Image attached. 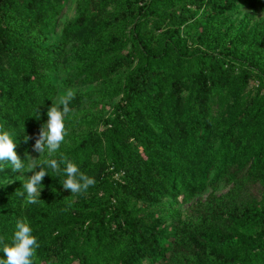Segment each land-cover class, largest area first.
Returning a JSON list of instances; mask_svg holds the SVG:
<instances>
[{
	"label": "trees",
	"instance_id": "obj_1",
	"mask_svg": "<svg viewBox=\"0 0 264 264\" xmlns=\"http://www.w3.org/2000/svg\"><path fill=\"white\" fill-rule=\"evenodd\" d=\"M260 11L264 0H0V126L19 132L21 159L58 71L97 85L70 98L82 117L66 116L54 157L95 185L70 195L49 169L28 204L6 168L0 237L29 221L34 264H264ZM181 204L189 211L174 218Z\"/></svg>",
	"mask_w": 264,
	"mask_h": 264
},
{
	"label": "clouds",
	"instance_id": "obj_2",
	"mask_svg": "<svg viewBox=\"0 0 264 264\" xmlns=\"http://www.w3.org/2000/svg\"><path fill=\"white\" fill-rule=\"evenodd\" d=\"M71 97L72 93H68L67 99H61L56 104L52 102L47 108V119L40 124L38 136L32 145V150L39 154L38 157H33L26 151L25 158L21 159L15 150L19 132L0 126V173L6 168H10L13 173L17 171L31 173L16 177L22 181L21 195L26 197L28 204H35L40 200L42 180L45 175L52 176L49 169L58 175L62 174L63 179L60 184L64 189L70 190V195L85 193L96 183L93 176L85 174L73 161L63 157L60 160L54 158L67 135L65 119L71 111L69 107ZM31 115L40 119L37 110ZM28 140L29 137L25 136L24 141L27 143ZM45 153L47 158L39 159ZM61 164L64 165L63 168ZM10 179L7 176H0V188L9 183ZM33 233L34 229L29 221L17 219L11 239L0 237V252L4 253L0 256V264H34L40 243Z\"/></svg>",
	"mask_w": 264,
	"mask_h": 264
},
{
	"label": "rangeland",
	"instance_id": "obj_3",
	"mask_svg": "<svg viewBox=\"0 0 264 264\" xmlns=\"http://www.w3.org/2000/svg\"><path fill=\"white\" fill-rule=\"evenodd\" d=\"M243 13L244 12H242L238 16L234 15L233 18H241ZM73 14H74V9H71L69 11V17L73 16ZM263 16H264V11L257 12L254 14V20H258L259 18H261ZM57 39H58V37H53L52 41H56ZM66 52L69 53L70 56L73 55V51L70 49H67ZM73 76H74V74L72 72L63 71V70L58 71V74L55 75V81H56V84L58 86V94H57V97L54 101V104H56L61 99H67L68 93H72V96H74V95L79 94V93L93 92L94 89L97 88V85H95V84L82 86V85H79L78 83L77 84L63 83L64 80H65V82H67V80L71 79ZM94 99H95V97L92 98L91 100H94ZM88 107H89V104L86 103L83 108H88ZM81 108L82 107H80L79 109L71 110L67 116L68 117H71V116L82 117V112L80 111ZM91 109L93 110L94 113H100V110L96 107H94V108L91 107ZM34 142H35V140H34ZM34 142H33V144H34ZM29 154L32 155L33 157H38V155H39L38 153H36L32 150V147H31V151ZM22 175L27 176V173L19 171V176H22ZM227 190H228V187H224V186L220 185L218 187V189H216L215 191H213L212 189H209L206 193L201 195V199H202V201H204L205 198L207 197V195L212 193V192L215 193L216 195H220V194L225 193ZM42 193H43V190L41 189L39 197L42 195ZM138 204L140 206L142 205L141 203H138ZM188 207H189V204H181V205L177 206L180 214L178 216L174 215V218L184 219L185 216L187 215L186 213L189 211Z\"/></svg>",
	"mask_w": 264,
	"mask_h": 264
}]
</instances>
